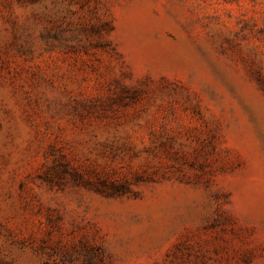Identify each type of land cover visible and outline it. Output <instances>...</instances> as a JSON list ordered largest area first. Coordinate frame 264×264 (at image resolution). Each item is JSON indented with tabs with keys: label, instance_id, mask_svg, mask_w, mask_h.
Returning <instances> with one entry per match:
<instances>
[{
	"label": "rangeland",
	"instance_id": "1",
	"mask_svg": "<svg viewBox=\"0 0 264 264\" xmlns=\"http://www.w3.org/2000/svg\"><path fill=\"white\" fill-rule=\"evenodd\" d=\"M0 264H264V0H0Z\"/></svg>",
	"mask_w": 264,
	"mask_h": 264
}]
</instances>
